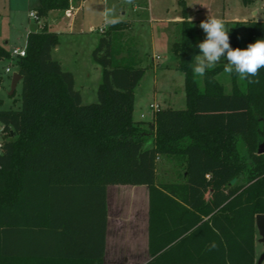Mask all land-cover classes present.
<instances>
[{"label": "trees", "instance_id": "1", "mask_svg": "<svg viewBox=\"0 0 264 264\" xmlns=\"http://www.w3.org/2000/svg\"><path fill=\"white\" fill-rule=\"evenodd\" d=\"M181 3V37L172 51L185 75L186 107L169 106L155 111L152 120L139 121L135 88L147 68L129 52L120 56L115 46L116 36L121 38L132 22L120 19L104 27L92 51L103 68L98 100L83 103L74 74L52 56L59 32L47 21L51 11L69 9L71 0H39L42 27L28 33L26 55L15 57L23 75L21 107L0 109L5 132L0 264H21L19 259L33 256L18 254L17 237L58 232L62 220L79 219L84 202L98 225L99 253L62 259L103 264L111 184L149 186L150 259L144 264L257 263L256 215L264 213V152H258L264 143V69L256 84L229 75L230 91L222 80L226 61L205 77H194L198 30ZM243 25L248 27L246 45L239 33ZM228 29L234 49L264 39V21L236 20ZM0 58L13 56L0 45ZM149 138L153 145L145 147ZM163 156L181 168L182 181L158 182Z\"/></svg>", "mask_w": 264, "mask_h": 264}, {"label": "rangeland", "instance_id": "2", "mask_svg": "<svg viewBox=\"0 0 264 264\" xmlns=\"http://www.w3.org/2000/svg\"><path fill=\"white\" fill-rule=\"evenodd\" d=\"M186 16L195 19L198 30L195 43L202 42L206 34L199 27L200 22L208 15L222 18L228 28L236 20L255 19L264 21V0H255L253 4H245L243 0H184ZM72 2V1H71ZM85 9L75 12L76 5H71L66 11L53 10L47 17L50 29L59 30L60 48L54 51L55 56H61L67 65L75 70L76 89L82 94L83 103L98 100L97 89L102 79V66L95 62L92 51L101 36V27H106V21L113 17L128 19L132 22L130 29L124 35L116 36L115 46L121 51L120 56L128 52L147 69L135 88L134 118L139 121L148 120L155 111L151 104L161 109L186 107L185 75L176 67L177 60L172 51V44L179 40L180 23L183 18L181 0H86ZM39 0H0V45L8 51L19 46L25 47L29 31L41 29L44 19L36 20L29 16L36 11ZM192 5V6H190ZM259 13L254 15L252 9ZM60 14L67 18L60 20ZM72 16V19H71ZM244 45L247 43L248 27L243 25L239 30ZM0 58V77L2 86L0 109H18L21 102L22 84L12 93V76L19 70L17 60ZM225 61V60H221ZM71 63V64H69ZM227 63V62H226ZM10 68V72L6 69ZM222 78L230 91V76ZM153 145L152 138L145 142V147ZM243 155L247 154L244 143H239ZM167 159L169 163L175 161ZM165 162V161H163ZM159 161L160 171L166 165ZM165 166V167H164ZM263 243H258V257L264 253ZM264 264V261L263 263Z\"/></svg>", "mask_w": 264, "mask_h": 264}, {"label": "crops", "instance_id": "3", "mask_svg": "<svg viewBox=\"0 0 264 264\" xmlns=\"http://www.w3.org/2000/svg\"><path fill=\"white\" fill-rule=\"evenodd\" d=\"M71 1L72 6H77L75 12L85 9L86 0ZM252 11L254 15L259 13L257 8H253ZM60 15V20L62 18L70 20L63 14ZM182 19L178 18L175 22L180 23ZM191 20L195 21V19ZM55 31L60 32L56 29ZM59 48L60 45H57L53 49L52 56L61 62L65 70L74 74L76 85L75 70L67 67L65 60L61 56L54 55V51ZM16 72H19V70ZM21 80L18 82L16 89L22 84ZM153 117L154 115H151L148 120H152ZM159 161H165L163 163H165L166 167L164 166L165 169L163 171H160ZM166 163H169L167 159L163 157L158 159V182L182 181L185 174L182 177L181 168L177 167L175 163L172 165ZM149 210L150 190L148 185L111 184L108 186L107 229L103 264H144L149 261ZM62 223L57 228L58 232L45 230L40 234L18 236L16 241L18 254L32 253L33 255L25 259H19L23 262L21 264H24V262L26 264H79V262H82L79 259H62V257L65 255L73 256V258L87 257L88 255L92 257L99 253L101 238L98 235V225L96 219L92 217V211L87 209L86 202L83 203V208H79V219L77 221L67 224L66 220H62ZM73 228H76L75 230L77 231L69 234L71 231L69 232L68 230ZM258 243L263 242L260 241V235L257 230V259L259 258ZM14 260L19 261L18 258Z\"/></svg>", "mask_w": 264, "mask_h": 264}, {"label": "clouds", "instance_id": "4", "mask_svg": "<svg viewBox=\"0 0 264 264\" xmlns=\"http://www.w3.org/2000/svg\"><path fill=\"white\" fill-rule=\"evenodd\" d=\"M128 2L131 3V0ZM106 22L115 25L120 19L113 17ZM199 27L206 37L197 45L199 54L195 56V64L192 68L194 77H205L207 72L214 69L223 59L227 62L224 71L229 75L235 73L249 84L260 82L258 77L261 69H264V39L250 43L246 49H234L230 45V30L222 18L208 15L206 20L200 22ZM216 247V243L213 242L211 248Z\"/></svg>", "mask_w": 264, "mask_h": 264}, {"label": "water", "instance_id": "5", "mask_svg": "<svg viewBox=\"0 0 264 264\" xmlns=\"http://www.w3.org/2000/svg\"><path fill=\"white\" fill-rule=\"evenodd\" d=\"M23 78L20 72H15L12 77V93L15 92L18 82ZM259 153L264 152V143H262L258 150ZM256 227L260 235V241L264 243V213L256 215ZM264 261V253L257 259L256 264H262Z\"/></svg>", "mask_w": 264, "mask_h": 264}, {"label": "built area", "instance_id": "6", "mask_svg": "<svg viewBox=\"0 0 264 264\" xmlns=\"http://www.w3.org/2000/svg\"><path fill=\"white\" fill-rule=\"evenodd\" d=\"M29 16L39 21V17H38V14L36 11H31L29 13ZM41 27H42V25H41ZM99 30L102 32L104 30V27H101ZM11 55L12 56H24V55H26V46L24 48L23 47H15L12 50ZM7 71H10V68H7ZM151 108H153L156 111L161 109L160 106L154 105V104H151ZM4 133H5L4 132V125L0 121V155L3 152V135H4Z\"/></svg>", "mask_w": 264, "mask_h": 264}]
</instances>
